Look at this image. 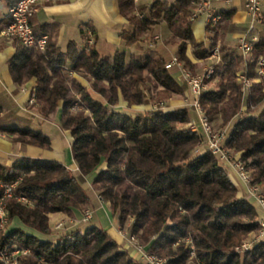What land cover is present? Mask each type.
Wrapping results in <instances>:
<instances>
[{
	"label": "trees",
	"instance_id": "16d2710c",
	"mask_svg": "<svg viewBox=\"0 0 264 264\" xmlns=\"http://www.w3.org/2000/svg\"><path fill=\"white\" fill-rule=\"evenodd\" d=\"M3 1L9 8L18 0ZM117 3L132 28L121 33L122 39L146 43L145 48L103 56L93 43L86 44L87 31L94 32L86 26L83 49L77 51L69 43L61 51L50 34L33 30L36 36L47 35L46 47L40 51L17 45L7 61L13 82L23 86L35 80L37 112L50 121L58 117L59 128L72 139L78 174L94 175L92 191L109 204L119 227L124 229L130 221L129 235L147 253L169 264H264V238L237 251L250 234L260 231L253 199L239 196L229 169L207 148L204 134L187 128L188 109L163 103L182 96L188 86L166 69L164 58L147 49L154 41L153 29L165 23L167 43L177 45L175 57L196 74L218 47L198 102L211 125L227 129L223 147L237 156L249 173L250 185L264 191V74L255 81L256 60L264 55V33L244 57L224 45L231 11L220 13L219 24L205 25L206 44L193 35L191 0H155L148 7L137 6L135 0ZM241 67L252 82L247 90L237 83ZM73 73L85 79L89 89L74 80ZM156 102L162 105L150 107ZM5 131L13 143L50 150L51 139L42 131L17 127ZM0 179L6 185L16 182L14 196L29 201L7 200L6 228L17 218L26 228L52 235L51 215L72 216L92 203L77 177L55 161L19 157L9 166L0 165ZM186 239L193 246L192 259ZM13 248L28 252L19 257L20 264H144L96 225L62 232L55 243L22 229L1 231L0 249Z\"/></svg>",
	"mask_w": 264,
	"mask_h": 264
},
{
	"label": "crops",
	"instance_id": "0c3cea01",
	"mask_svg": "<svg viewBox=\"0 0 264 264\" xmlns=\"http://www.w3.org/2000/svg\"><path fill=\"white\" fill-rule=\"evenodd\" d=\"M150 1L135 0V4L148 7L155 0L149 3ZM211 9L219 14L223 11L232 12L231 25L225 32L224 45L231 48V51L235 54H241L239 49V39L241 37L245 36L249 39L252 36H257L259 38V35L264 33V0L261 5L262 17L258 21H252V18L246 12L244 0H233L230 3L212 2ZM7 21L8 6L3 0H0V31ZM30 24L33 30L50 34L61 51H65L69 43H74L76 50L81 51L84 47L83 29L86 26H90L94 30L91 39L97 51L103 56L112 55L115 51L139 52L140 45H145L146 47V43L129 44L122 39L121 33L132 28L129 22L120 15L117 0H44L32 14ZM205 25L204 17L197 18L192 24V32L197 42L208 44ZM251 26L253 29H250ZM156 28L153 29L154 41L149 44L151 49L156 50V52L151 51L155 55L159 51L161 52V49L157 46L160 38L157 35ZM18 44L16 40L7 39L0 35V165L9 166L14 159L26 156L55 161L75 171L77 166L73 158L71 159L70 157L69 149L65 146V143L70 146L72 142L69 133L62 132L58 128L59 132L51 134L49 130L46 131L43 127L46 119L39 115L32 101L36 90L35 80L31 79L23 86H17L11 78L7 61L15 53ZM239 70L245 71V68L241 67ZM71 77L82 86L87 85V82L77 74L73 73ZM178 77L183 80L179 70L178 73H175L177 81ZM183 97L184 94L179 98H172L169 101L170 108L186 107L187 102L185 103ZM120 107L123 109L124 104ZM12 127L42 131L51 139L50 150H43L33 146H22L19 143L11 142V135L5 130ZM243 188L245 191L244 186ZM240 195H243L242 191H239ZM90 207L92 209V219L90 221H96L95 223H97L98 227L105 230L122 248L128 231L124 232L121 227L115 226L109 204L100 201L96 195V201L92 202ZM73 213L75 216L78 215V210H74ZM62 217L69 219L63 213L50 216L49 224L52 235H42L26 228L17 218L12 220L6 232L22 229L41 240L55 243L62 232L84 224L77 220L74 223H66L64 230L56 231L54 224Z\"/></svg>",
	"mask_w": 264,
	"mask_h": 264
},
{
	"label": "built area",
	"instance_id": "2783aa9c",
	"mask_svg": "<svg viewBox=\"0 0 264 264\" xmlns=\"http://www.w3.org/2000/svg\"><path fill=\"white\" fill-rule=\"evenodd\" d=\"M42 1L44 0H18L15 4L9 7L8 21L0 31V35L7 39H14L25 47H33L40 51H44L46 47L47 35L42 34L40 36H36L30 24V18L32 14L37 10ZM216 1L230 3L233 0H191L194 9L190 16V20L194 21L199 17H204L205 24H210L212 26L219 24L221 21V15L211 9V3ZM262 1L263 0H244L245 10L252 18V21H258L261 19ZM250 29H253V27L251 26ZM257 41V36H252L249 39H247L245 36L241 37L239 39V49L241 54L244 57H248L252 51L253 44ZM92 43L93 41L91 39V33L88 31L86 44L91 45ZM217 58L218 47L213 50L210 56V59ZM174 65L177 66L182 78L186 82L187 86L191 89V92L195 97L193 108L196 110L199 116V121L203 128V134L205 136L207 148L213 155L218 156L229 170L234 171L239 176L245 187L246 194L253 199L256 209L260 213L258 219L260 231L256 234V236H254L253 239L243 242L242 245L237 248V251L248 250L253 243L264 238V191H262L257 186L250 185L249 173L242 167L238 158L235 156L231 157L230 152L225 147H223L225 132L216 131L203 115L201 106L198 102V97L206 89L204 76L209 77L212 73V69L206 68L202 75L192 74L183 66L177 57H174L172 61L166 64L165 67L166 69H171ZM255 72V81L259 82L264 74V55L257 58ZM236 77L237 83L242 86L243 90L249 88L252 85L251 80L245 77L244 70H238ZM32 101L35 103L34 99ZM187 128L191 131H198L197 128L191 123L188 124ZM15 187L16 182L6 185L3 184L0 179V232L6 230L5 227L8 222V212L6 208L8 199L15 197L19 202L23 204H29V201L24 196H14ZM91 218L92 213L89 210H85L82 213V219L80 221L88 222ZM128 227L126 228V232L128 231ZM125 238L128 239V245L123 250L127 251V249L132 247L134 257L139 259L144 264H169L167 259L147 253L139 244L135 236H131L129 233H127ZM186 240L189 241L188 239ZM191 250V256L194 257V251L193 249ZM27 253L28 252L26 250H19L18 248H13L9 251H3L0 249V261L3 262V264H20L19 257Z\"/></svg>",
	"mask_w": 264,
	"mask_h": 264
},
{
	"label": "rangeland",
	"instance_id": "374dc122",
	"mask_svg": "<svg viewBox=\"0 0 264 264\" xmlns=\"http://www.w3.org/2000/svg\"><path fill=\"white\" fill-rule=\"evenodd\" d=\"M153 0H151L149 3H151ZM148 3V2H147ZM146 3V4H147ZM148 3V4H149ZM157 28H156V32H157V35L159 36V38H160V40L158 41V43H157V46H158V48L159 49H161V52L159 51V49H158V53H156L157 54V56H161L162 58H164L165 60H166V62L168 63V62H170V61H172V59L175 57V54H176V51H177V45H173V44H170V43H167V40H168V37H169V31H168V28H167V25L165 24V23H162V24H160V25H158V26H156ZM143 47L145 48V45H143ZM147 49L149 50V51H154V52H156V50L155 49H151L150 47H147ZM136 52V51H135ZM215 61V59H208V60H206L203 64H202V66H201V68H200V70L196 73V75L198 74V75H202L203 74V72L205 71V68H209L208 66L211 64V63H213ZM187 69V68H186ZM171 73L172 74H175V73H178V68H177V66H173L172 68H171ZM193 74V73H192ZM85 82H87L85 79H83ZM178 81L180 82V83H185L186 84V82H184V79L182 80L180 77H178ZM86 85V84H85ZM187 85V84H186ZM84 86V85H83ZM84 87H86L87 89H89V83L87 82V85L86 86H84ZM178 98H179V96H177ZM185 97V98H184ZM184 97H183V100L185 101V103H186V108L188 109V111H189V114H190V117H191V121H190V123L191 124H193L196 128H197V130L199 131V132H201V133H203V128H202V126H201V124H200V121H199V116H198V114H197V112H196V110H194V108H193V103H194V95L192 94V92H191V89L189 88V87H186L185 88V90H184ZM163 103H169V101L167 102V101H165V102H163ZM158 105H162V103L161 102H156V103H153L150 107H156V106H158ZM149 107V106H148ZM123 109H125V108H123ZM188 126V125H187ZM213 126V125H212ZM43 127H44V129L46 130V131H50L51 132V134H54L55 132H59L58 131V128H59V126H58V120L56 119L55 121H50V120H45L44 121V123H43ZM213 128L216 130V131H221V132H225L227 129L226 128H224V129H220L219 128V126H218V123H216V125H214L213 126ZM60 129V128H59ZM61 130V129H60ZM62 131V130H61ZM63 132V131H62ZM66 145L65 146H67V148L69 149V153H71V150H70V146L69 145H67V143H65ZM230 156L231 157H233V156H235V155H233L231 152H230ZM70 157H71V159H72V155L70 154ZM235 157H237V156H235ZM76 177H77V179H78V181H79V183L83 186V188L86 190V193L88 194V196L91 198V200H92V202H94V201H96V195H95V193L92 191V189H91V183H92V180H93V178H94V175L93 174H91V175H88V176H86V177H83V176H80L79 174H78V172H77V170H72V169H69ZM228 173H229V175H230V177H231V179L233 180V182L237 185V187L239 188V191H242L243 192V194L245 195L246 194V192L244 191V188H243V183H242V181L240 180V178H239V176L234 172V171H232V170H229L228 171ZM247 195V194H246ZM85 210H89L91 213H92V209H91V207H86V208H84V209H82V210H78V215H74V213L72 214V216H69V215H67L68 217H69V219H67L66 217L64 218V217H62V218H60L57 222H55V224H54V228H55V230L56 231H59V230H64L65 229V224L66 223H74V222H76L77 220H81L82 219V213L85 211ZM113 218V221H114V223H115V226H119L118 225V220H117V216H113L112 217ZM92 219V218H91ZM90 219V220H91ZM89 220V221H90ZM83 222V221H80L81 223H85V224H82V227H84V226H93V225H96V226H98L97 225V223H95L96 221H90V222ZM7 224H8V222H7ZM7 224H6V227H7ZM130 224V221L125 225V228L123 229L124 230V232H126V228L128 227V225ZM60 225H61V227H60ZM5 227V229H7ZM254 236H256V233L255 234H250L249 236H248V238H247V240L246 241H250L251 239H253L254 238ZM186 243H187V245L189 246V248L190 249H193V247H192V245H191V243H190V241H186ZM127 245H128V239L127 238H125V241L123 242V247H122V249H125L126 247H127ZM127 251L129 252V254H130V256H131V258L132 259H134V260H136V261H140L139 259H137V258H135L134 257V254H132L133 253V248L131 247L130 249H127ZM194 251V250H193ZM190 259H192V258H194V257H192L191 256V253H190ZM191 261V260H190ZM188 264H190V262L188 263Z\"/></svg>",
	"mask_w": 264,
	"mask_h": 264
}]
</instances>
